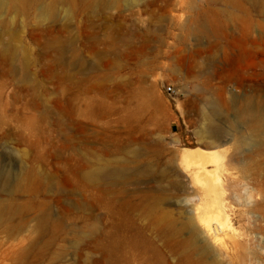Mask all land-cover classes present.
Listing matches in <instances>:
<instances>
[{
  "label": "rangeland",
  "instance_id": "obj_1",
  "mask_svg": "<svg viewBox=\"0 0 264 264\" xmlns=\"http://www.w3.org/2000/svg\"><path fill=\"white\" fill-rule=\"evenodd\" d=\"M91 2L0 9V46L15 50L0 51V201L23 227L20 263L264 264V175L261 185L227 142L216 197L181 162L184 150L205 148L204 83L222 94L223 106L204 101L230 133L246 127L233 98L262 86L264 111V9L252 0ZM49 4L55 18L42 16ZM241 44L251 55L239 64ZM83 164L103 165L104 184H84ZM217 198L231 226L209 220L210 240L197 215Z\"/></svg>",
  "mask_w": 264,
  "mask_h": 264
},
{
  "label": "bare ground",
  "instance_id": "obj_2",
  "mask_svg": "<svg viewBox=\"0 0 264 264\" xmlns=\"http://www.w3.org/2000/svg\"><path fill=\"white\" fill-rule=\"evenodd\" d=\"M252 1L257 2L264 9V0ZM31 2L32 0H0V9L9 5L24 9L30 5ZM115 2L116 0H107V3L114 4ZM91 3L97 4L99 3V0H92ZM41 13L42 16L47 18H55L56 16L53 4L43 5ZM1 23L2 22L0 21V24ZM0 51L7 52L11 58H14L15 56V50L10 45L0 46ZM235 55L236 63H247L251 52L241 44L238 53ZM226 58L227 53L224 52V59ZM25 60V56L23 55V61L25 62ZM180 67V61L176 59L172 66V70L179 71ZM237 80L234 83L242 86V80ZM198 97L199 103H203L205 106V109H201V117L207 121L208 124L201 131L205 148H188L181 154V162L188 170V178H190L193 183L201 185L209 195L215 194L216 197H219L220 195H217L216 190L217 186L220 184V173L223 169L224 157L220 149L227 147L225 146L226 143L230 142V147L233 148L231 159L238 162L244 170L253 171L259 175L261 177L260 184L262 185V174L264 175V165L262 164V162H264V115L262 114L264 111L262 112V86L255 87L249 93H242L239 97L231 100L236 121L244 120L246 124L244 129H238L231 133L210 118L208 107L204 101L214 102L217 106H223L225 100L222 98V94L217 93L208 83H204L200 89ZM156 104H159V102ZM137 157H139V154L134 155V158ZM208 165H211L212 169H209ZM104 170L103 165L88 167L83 164V183L91 186L104 184L101 178ZM23 178V171L20 170L18 172L16 171V173L14 172L13 175H10L5 181H7L9 185H17V183L21 182ZM65 185L66 184L64 183L59 184L61 188ZM213 203H215V206L207 209V212L204 211L205 213L211 214L209 217H207L204 212L201 215H197V219H199L197 225L198 230L210 240H213L215 235L211 231L209 220L214 219L221 229L223 227L231 226L224 200L217 198ZM11 214V206L0 201V232H2V235L0 236V264L22 263L26 254L29 252L28 246L24 245L23 239L20 238L23 227L19 224H12L7 221H11ZM202 216H205V218H202ZM161 220L166 227L175 230L173 227V220L170 216L165 215ZM200 220H202L203 223H200ZM44 222H46L45 215L38 216L33 226V230L41 229L44 226ZM188 225L189 222L183 224V226ZM217 225L215 226L218 229Z\"/></svg>",
  "mask_w": 264,
  "mask_h": 264
},
{
  "label": "built area",
  "instance_id": "obj_3",
  "mask_svg": "<svg viewBox=\"0 0 264 264\" xmlns=\"http://www.w3.org/2000/svg\"><path fill=\"white\" fill-rule=\"evenodd\" d=\"M168 91H172V92L174 91L173 88H172V86H169L168 87Z\"/></svg>",
  "mask_w": 264,
  "mask_h": 264
}]
</instances>
